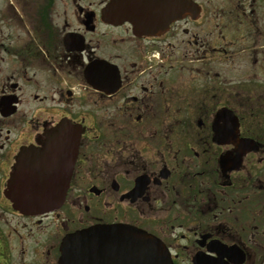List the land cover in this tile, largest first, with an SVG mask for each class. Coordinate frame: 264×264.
<instances>
[{
    "label": "flooded vegetation",
    "instance_id": "af4514ba",
    "mask_svg": "<svg viewBox=\"0 0 264 264\" xmlns=\"http://www.w3.org/2000/svg\"><path fill=\"white\" fill-rule=\"evenodd\" d=\"M113 1L0 0V264L119 223L173 264H264V0H157L150 28ZM31 146L73 160L34 214L7 195Z\"/></svg>",
    "mask_w": 264,
    "mask_h": 264
},
{
    "label": "water",
    "instance_id": "95a60500",
    "mask_svg": "<svg viewBox=\"0 0 264 264\" xmlns=\"http://www.w3.org/2000/svg\"><path fill=\"white\" fill-rule=\"evenodd\" d=\"M155 1L137 0L140 18L147 22L140 21V24L151 25L155 18L152 6ZM122 3L114 0L112 6L119 7ZM58 164L38 147L23 149L9 179L7 194L14 206L24 212H38L51 209L60 202L65 195L73 160L63 167ZM60 169L65 172L64 185L56 188L54 179ZM61 251L60 264H112L115 260V264L124 260L127 264H172L160 239L144 229L120 223L78 230L64 238Z\"/></svg>",
    "mask_w": 264,
    "mask_h": 264
},
{
    "label": "bare ground",
    "instance_id": "6f19581e",
    "mask_svg": "<svg viewBox=\"0 0 264 264\" xmlns=\"http://www.w3.org/2000/svg\"><path fill=\"white\" fill-rule=\"evenodd\" d=\"M156 1H157V0H156ZM156 1H155V2H156ZM67 165H68V162H67ZM115 262H117V261L115 260ZM115 262H113L112 264H115ZM118 262H119V260H118ZM120 264H127V263H126V260L120 262Z\"/></svg>",
    "mask_w": 264,
    "mask_h": 264
}]
</instances>
